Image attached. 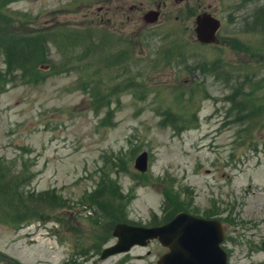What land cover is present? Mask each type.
Returning <instances> with one entry per match:
<instances>
[{
  "label": "rangeland",
  "instance_id": "obj_1",
  "mask_svg": "<svg viewBox=\"0 0 264 264\" xmlns=\"http://www.w3.org/2000/svg\"><path fill=\"white\" fill-rule=\"evenodd\" d=\"M114 3L0 0L1 29L43 42L0 56V264H157L158 240L100 255L117 222L161 225L178 202L223 219L229 264H264V0ZM204 12L217 42L197 38Z\"/></svg>",
  "mask_w": 264,
  "mask_h": 264
},
{
  "label": "water",
  "instance_id": "obj_2",
  "mask_svg": "<svg viewBox=\"0 0 264 264\" xmlns=\"http://www.w3.org/2000/svg\"><path fill=\"white\" fill-rule=\"evenodd\" d=\"M156 15H152L154 19ZM197 35L203 42L216 39L219 21L210 14H201L197 19ZM136 167L145 171L148 154L142 153L136 160ZM114 234L119 237L116 245L106 248L101 258L130 250L135 244L146 245L149 239L159 238L170 247L158 264H228V255L221 247L225 238L222 222L200 218L187 212H180L170 222L155 227L133 226L119 223Z\"/></svg>",
  "mask_w": 264,
  "mask_h": 264
},
{
  "label": "trees",
  "instance_id": "obj_3",
  "mask_svg": "<svg viewBox=\"0 0 264 264\" xmlns=\"http://www.w3.org/2000/svg\"><path fill=\"white\" fill-rule=\"evenodd\" d=\"M8 28H4V27H3V29L0 28V56L4 55V52H5L6 56L5 55L4 56L7 57V60L9 62H11L13 60V58L10 56L12 54H16V46L17 45H18V47H17L18 49L22 50L23 48H27V49L31 50L32 54H39V52L37 50H39L40 48H41L40 50L43 49V42L41 40V38H42L41 35L40 36L38 35L35 38L22 37L21 39H17L16 37L10 35L7 32ZM44 59H45V54L42 53V51H41V61H43ZM8 179H11V178H9V176H7L2 171H0V184H5V182L3 180H8ZM6 187H10V186H5L4 190H3V188H0V194H2L3 192L4 193L7 192ZM86 198H87V196H86ZM48 200L51 203V207H53L55 204V200L52 197H50L49 195H47L46 197H43L40 195L37 199H36V197H35V199H33V197L30 198V201L32 202V204L34 206H36L35 202H38V204L42 205V207H44L48 204ZM85 202L88 203V200L86 199ZM182 204H184V203L178 202V203L174 204L175 207L173 209L178 208L176 210V212H177L180 209V206H183ZM45 208L51 209V208H47V207H45ZM185 209H187V208H185ZM173 212L174 211H172L171 213H173ZM206 215H209V214H206ZM108 216H110L111 221L116 222L119 220L117 217H115V218L113 217V213L111 215H108Z\"/></svg>",
  "mask_w": 264,
  "mask_h": 264
},
{
  "label": "flooded vegetation",
  "instance_id": "obj_4",
  "mask_svg": "<svg viewBox=\"0 0 264 264\" xmlns=\"http://www.w3.org/2000/svg\"><path fill=\"white\" fill-rule=\"evenodd\" d=\"M114 1H116V3H118L121 0H104V2H105V8H102L101 11H103L104 9L107 11V10H111L112 8L117 7L116 4L114 3ZM118 6H121V7H118V10H119V8L122 9V8L125 7L124 3H121V5L119 3ZM162 6H163L162 3H159L158 6H157V7H159L160 11H161ZM137 7H138V5L131 6L130 7V11L131 12L138 11V8ZM118 10H117V12H118Z\"/></svg>",
  "mask_w": 264,
  "mask_h": 264
}]
</instances>
